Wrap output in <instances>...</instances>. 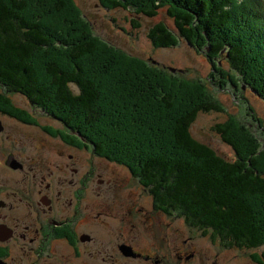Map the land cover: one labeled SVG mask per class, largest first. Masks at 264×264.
Returning <instances> with one entry per match:
<instances>
[{
	"label": "trees",
	"instance_id": "16d2710c",
	"mask_svg": "<svg viewBox=\"0 0 264 264\" xmlns=\"http://www.w3.org/2000/svg\"><path fill=\"white\" fill-rule=\"evenodd\" d=\"M103 6L148 18L164 10L175 28L155 24L154 47H175L180 38L205 47L224 78L233 79L221 67L226 60L264 100V0H103ZM170 70L96 36L75 0H0V108H14V94L27 97L101 157L125 166L164 211L264 257L258 139L233 117L214 130L235 160L196 140L191 126L199 114L224 109L204 83Z\"/></svg>",
	"mask_w": 264,
	"mask_h": 264
},
{
	"label": "flooded vegetation",
	"instance_id": "af4514ba",
	"mask_svg": "<svg viewBox=\"0 0 264 264\" xmlns=\"http://www.w3.org/2000/svg\"><path fill=\"white\" fill-rule=\"evenodd\" d=\"M0 108V264H264L164 211L125 166L14 94Z\"/></svg>",
	"mask_w": 264,
	"mask_h": 264
},
{
	"label": "rangeland",
	"instance_id": "374dc122",
	"mask_svg": "<svg viewBox=\"0 0 264 264\" xmlns=\"http://www.w3.org/2000/svg\"><path fill=\"white\" fill-rule=\"evenodd\" d=\"M75 3L96 36L129 55L153 64L157 63L161 68L165 66L177 69L173 73L181 79L199 81L206 85L224 111L199 114L191 126V134L196 140L210 146L226 160H235L233 148L214 130L217 124L235 117L250 126V131L258 139L261 146L256 154L264 151V100L261 98L263 96L244 80L242 74L231 70L226 60L221 67L225 73L232 74L233 79L227 75L224 78L223 74L211 65L205 47L197 49L184 38H180L179 44L175 47H154L149 39V31L155 24L163 22L171 29L175 28L173 20L164 13V10L156 17L148 18L138 16L129 10L107 9L103 6V0H75ZM136 21L141 24L140 29L134 28ZM176 34L178 35L177 32Z\"/></svg>",
	"mask_w": 264,
	"mask_h": 264
},
{
	"label": "water",
	"instance_id": "95a60500",
	"mask_svg": "<svg viewBox=\"0 0 264 264\" xmlns=\"http://www.w3.org/2000/svg\"><path fill=\"white\" fill-rule=\"evenodd\" d=\"M171 71H172V72H176V69H175V68H171Z\"/></svg>",
	"mask_w": 264,
	"mask_h": 264
}]
</instances>
